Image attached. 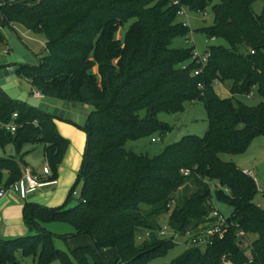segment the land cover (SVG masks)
<instances>
[{
	"label": "trees",
	"instance_id": "obj_1",
	"mask_svg": "<svg viewBox=\"0 0 264 264\" xmlns=\"http://www.w3.org/2000/svg\"><path fill=\"white\" fill-rule=\"evenodd\" d=\"M208 1L0 0V41L3 27L19 39L13 23L45 38L35 61L22 63L17 74L25 75L42 95L92 106L78 124L85 144L75 202H24L22 218L34 232L0 236V264L16 262V251L35 256V264L53 259L60 264H107L104 248L109 246L117 247L121 264H148L174 242L160 237L136 246L135 234L155 232L156 216L166 212L168 222L179 229H196L213 219L208 216L212 197L230 206L222 235L203 247L185 246L169 264H243L246 251L235 241L236 230L253 235L249 264H264V205L253 201L255 180L220 156L239 154L254 136L264 135V11L255 13L252 0L213 3L211 23L198 29L209 38L222 37L227 45H207L205 62L199 65L190 46H170L169 40L188 31L176 19L179 5L200 10ZM128 18L132 20L120 41L113 32ZM224 81L229 94L219 96L213 84ZM251 87L260 96L257 103L236 97ZM196 101L205 109L202 135L183 134L152 155L124 146L126 140L154 130L165 132L168 126L156 118L158 111L180 112ZM53 118L0 89V120L16 124L12 132L0 128V147L10 143L17 155H0V187L20 175L18 153L28 142L42 145L48 178H54L67 140ZM182 168L188 172L183 174ZM184 184L193 189L174 204L173 192ZM71 191L68 199L74 197ZM51 220L69 223L70 234H88L94 246L78 244L68 251L55 247L54 233L44 226Z\"/></svg>",
	"mask_w": 264,
	"mask_h": 264
},
{
	"label": "rangeland",
	"instance_id": "obj_2",
	"mask_svg": "<svg viewBox=\"0 0 264 264\" xmlns=\"http://www.w3.org/2000/svg\"><path fill=\"white\" fill-rule=\"evenodd\" d=\"M4 1V0H2ZM217 0H209L206 5L200 10L189 9L184 6L183 14H177L176 19L180 21L187 20L188 31L184 35H178L170 38L169 45L176 47H188L192 48L193 53L201 55L203 49L210 44H220L227 45V42L222 37H207L205 33L198 28L203 25L210 24L212 21V11L211 5ZM252 10L255 13H260L264 11V3L262 0H252L251 2ZM132 18H128L117 25L113 35L120 41L123 39V34L128 24L131 22ZM264 20V16H263ZM3 32V31H2ZM4 34V33H3ZM5 36V34H4ZM37 36V35H36ZM35 36V37H36ZM41 36H43L41 34ZM7 43V42H6ZM41 42L36 41L35 45L37 48L40 47ZM214 91L219 96H226L228 92V84L226 81L222 83L214 84ZM250 93V94H248ZM238 99L248 104H255L260 100V96L257 93L255 87H251L246 93L235 94ZM156 118L166 124L168 127L165 132L160 133L158 130H154L151 134L141 136L135 139L126 140L124 146L127 149H132L135 152L147 153L152 155L160 151V149L167 143L177 140L183 134L192 133L197 135H202L206 129V115L205 109L200 101L193 103H187L183 110L180 112H167L160 110L156 113ZM150 136L157 138L154 141H150ZM30 144L34 143H24L18 154L22 157L27 164L35 165L40 161V153H34L31 150H27L23 154V150H26ZM41 145L40 143H35ZM0 155L6 156H17L15 149L12 144L8 143L4 147H0ZM221 158L232 159L239 168L253 163L251 171L252 177L255 180L256 190L253 194V201L259 205H264V135L254 136L246 149L239 154H229L221 153ZM43 162V161H41ZM26 165V164H24ZM219 186V185H216ZM193 186L184 184L180 188L173 192V203L179 201V199L188 193ZM213 186L211 190L213 191ZM74 195V194H73ZM75 202V196L72 197L67 204H72ZM212 208L217 210V214L221 218L225 219L230 211V206L221 202L216 201L212 197ZM44 226L49 229L54 236L52 237L53 245L62 250L68 251L72 247L78 244H88L94 246L92 239L86 233L70 234L73 231L72 226L64 220H51L44 223ZM163 229L164 233L160 234L159 230ZM155 232L150 233L148 230H140L135 234L134 243L136 246L144 242H151L153 240L170 237L174 244L169 247L163 254L152 256L148 259V264H169L172 257L180 253L185 246L191 245L190 237L196 233V229H179V226L175 222H168L167 212L158 214L155 218ZM34 229L28 228L25 233H33ZM24 234V233H23ZM241 230H236L235 241L237 245L244 248L248 252V243L252 239L253 235H241ZM10 237V236H5ZM104 254L106 256V262L109 264H121V262L116 259L118 250L116 246H109L104 248ZM16 262H5L3 264H35V256L22 255L19 251L15 252ZM224 263L228 264L227 260ZM49 264H60L57 259H53Z\"/></svg>",
	"mask_w": 264,
	"mask_h": 264
},
{
	"label": "crops",
	"instance_id": "obj_3",
	"mask_svg": "<svg viewBox=\"0 0 264 264\" xmlns=\"http://www.w3.org/2000/svg\"><path fill=\"white\" fill-rule=\"evenodd\" d=\"M12 26L17 32L19 40L27 48L35 61L36 57H38L39 53L44 48L45 38L43 33L33 32L15 23H13ZM41 34L43 36H41ZM36 41L41 42L39 48H37L35 45ZM6 42V37L2 41H0V52L8 50V43ZM16 78L25 81L27 84H29L30 88H34L33 85L28 82L25 75L16 74ZM216 83L221 82H214V84ZM214 84L213 89L215 86ZM53 121L56 130L67 140L63 154L57 165L55 176L54 178H51L50 180H47L42 184L35 186L34 188L26 190L23 195H21L18 191L13 190L12 188H5L3 194L0 196L1 237L20 235L28 231V228L24 224L22 218V206L24 202H34L45 206H57L64 202H68L71 199H68V195L71 189L74 190V195L72 196L76 197L79 194L80 181H78L76 177L81 162L82 152L84 149L85 133L78 126V123L76 121H71L69 119L58 116H54ZM32 143L34 144H30L28 148H26V150L22 151V154L27 150H31L34 153L36 152L37 154L40 153V161L38 164L29 165L21 157L22 164L30 166V168L35 173L41 174L40 169L43 163L41 161H44L43 147L42 145L35 144L37 142ZM252 165L253 163L251 162L245 167L251 170Z\"/></svg>",
	"mask_w": 264,
	"mask_h": 264
},
{
	"label": "water",
	"instance_id": "obj_4",
	"mask_svg": "<svg viewBox=\"0 0 264 264\" xmlns=\"http://www.w3.org/2000/svg\"><path fill=\"white\" fill-rule=\"evenodd\" d=\"M8 43V50L0 52V89L12 99L24 102L53 116L63 117L83 124L91 105L63 100L54 96H31L29 85L16 78L22 63H32L34 58L20 40L6 27L2 28Z\"/></svg>",
	"mask_w": 264,
	"mask_h": 264
},
{
	"label": "built area",
	"instance_id": "obj_5",
	"mask_svg": "<svg viewBox=\"0 0 264 264\" xmlns=\"http://www.w3.org/2000/svg\"><path fill=\"white\" fill-rule=\"evenodd\" d=\"M171 3H178V0H170ZM183 5H179L178 9L176 10V15L177 14H183ZM184 25H187V20L182 21ZM196 54V53H195ZM197 55L196 61L199 62V65H202L205 62L206 55L201 53V55ZM197 72V69L194 70V73ZM29 85V84H28ZM199 85V83L197 84ZM30 95L31 96H42V93H40L38 90L35 88H30ZM247 94V93H246ZM16 112L13 111L11 113V118L15 117ZM15 122H13L11 119L8 121H1L0 120V128H4L10 132H12L15 129ZM150 141H154L157 138L154 136H150ZM242 172L252 176V171L249 168H241ZM181 172L183 174H186L188 172L187 168H182ZM41 174L35 173L30 166L28 165H22L20 168V175L12 181L10 184L7 186H1L0 187V196L3 194L5 188H12L13 190L18 191L21 195L25 193L26 190L34 188L35 186L42 184L43 182L50 180L51 178H48L50 174V169L47 164V162L44 160L41 169H40ZM72 194H74V190L71 191ZM208 216L213 217L212 220H208L204 222L203 224H200L197 226V231L190 237V242L192 245H197L200 247L205 246L207 243L211 241V239L215 236H221L224 228H225V219L221 218L219 214H217V210L212 208L208 214ZM160 234L164 233V230L161 229L159 230ZM252 257L248 252H246V260L243 262V264H249L251 261Z\"/></svg>",
	"mask_w": 264,
	"mask_h": 264
}]
</instances>
